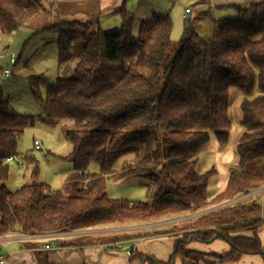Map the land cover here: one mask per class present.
I'll list each match as a JSON object with an SVG mask.
<instances>
[{"label":"trees","instance_id":"1","mask_svg":"<svg viewBox=\"0 0 264 264\" xmlns=\"http://www.w3.org/2000/svg\"><path fill=\"white\" fill-rule=\"evenodd\" d=\"M239 11L237 18L214 21L216 30L209 37L197 32L201 17L189 19L177 43L169 15L141 20L134 38L136 18L126 7L118 11L123 25L117 32L101 31L97 21H62L49 27L59 35V76L55 82L31 76L30 89L45 118L74 123L67 132L74 169L61 189L53 190L41 180L39 161L17 151L19 138L36 119L16 113L0 93V237L145 223L151 226L144 234L121 230L75 237L74 243L173 234L180 236L175 256L183 264H200L206 258L187 248L192 241H225L231 250L217 258L219 263L243 254L264 256L258 234L264 218H254L264 216V193L201 214L209 204L236 200L264 187V16ZM42 12L38 0H0V33L13 34ZM202 16L207 19L210 13ZM3 75L0 67V86ZM256 86L260 94L241 103L246 131L237 152L241 167L257 159L263 164L253 173L233 171L226 189L208 200L215 171L200 174L193 157L209 142L211 131L221 144L227 143L230 89L248 97ZM126 155L134 160L116 173L115 163ZM10 158L20 159L30 172L16 191L8 187ZM92 166H98V173H90ZM130 176L149 180L150 201L108 196L110 180ZM184 213L191 218L152 225ZM138 255L134 251L130 257Z\"/></svg>","mask_w":264,"mask_h":264},{"label":"rangeland","instance_id":"2","mask_svg":"<svg viewBox=\"0 0 264 264\" xmlns=\"http://www.w3.org/2000/svg\"><path fill=\"white\" fill-rule=\"evenodd\" d=\"M43 9L54 16L53 8L55 3L52 0H38ZM203 3V1H202ZM202 12L193 13L191 19L202 18L197 22V32L201 37H209L215 33L216 25L213 16L205 19ZM174 14L171 16L173 18ZM175 17V16H174ZM176 19V18H175ZM176 21V22H174ZM70 22V21H69ZM173 31L171 34L173 42L177 43L184 31L185 20L181 19L180 25L173 20ZM72 23V22H70ZM133 33V32H132ZM138 37L139 30L132 34ZM59 35L52 30H38L30 26L21 27L13 34L0 33V67L3 69V79L0 86V93L10 101L14 111L23 116H32L36 119L33 126H28L18 140V154L24 156L33 154L39 161L40 178L54 189H61L66 183L70 173L74 169V163L68 158L72 151V145L67 139V132L74 127L69 120L52 121L43 116V110L35 100L30 89L31 76H44L47 81L55 82L59 76ZM15 54L16 64H9V55ZM7 56V58H6ZM8 74V77L5 74ZM45 95V89L41 90ZM260 94L256 86L253 95L245 96L238 89H230L229 118L231 130L227 143L221 144L215 132H210V139L196 154L193 159L197 160V171L204 174L211 170L215 173L211 177L207 195L214 197L223 192L228 184L233 171L243 170L255 172L262 164V159L249 162L241 167L237 147L240 137L246 131L243 124L241 103L245 98L252 99ZM35 141H38L41 149L35 150ZM131 155L121 157L114 165V171L120 173L125 166L132 162ZM90 173H98V166H92ZM28 166L16 158L10 162V178L8 187L11 191L19 189L29 175ZM149 180L137 176L127 178H113L107 184L108 196L113 199H123L134 203L148 202L151 199ZM258 197L256 199L260 200ZM262 200V198H261ZM229 201V200H227ZM208 208V207H207ZM205 208L201 212L206 211ZM175 218V219H174ZM191 218L189 213L178 215V217L163 218L152 225H169L176 221H183ZM151 226L145 223L133 224L130 228L112 225L105 226L103 233L121 230H133L140 227ZM104 228V227H103ZM147 231V230H146ZM142 231L140 234H144Z\"/></svg>","mask_w":264,"mask_h":264},{"label":"crops","instance_id":"3","mask_svg":"<svg viewBox=\"0 0 264 264\" xmlns=\"http://www.w3.org/2000/svg\"><path fill=\"white\" fill-rule=\"evenodd\" d=\"M54 3V16L44 10L26 25L38 28V30H49V27L62 21L82 24L97 21L101 31L113 33L122 29L123 21L118 14L122 7H126L127 11L136 18L132 26L133 33L140 29L141 20L150 19L154 15H169L171 18L174 14L175 17L173 16L172 19L177 20L180 25L186 9L191 10L189 19L196 11L209 12L214 21L234 19L240 16L239 10L241 9H247L250 17L264 16V5H261L264 0H205L203 3L202 0H59ZM9 64L14 66L16 63L12 65L9 57ZM214 197L207 195L208 200ZM226 201L208 206L213 209L218 208ZM254 218H264V216L261 214ZM163 226L156 224L153 227ZM147 229L150 227L145 226L133 230L142 232ZM50 234L58 233L38 234L32 239L25 240L22 239L24 236L20 233H16L15 239H1L0 237V259L4 261V264H183L182 259L175 256V246L180 236L173 234L118 242H97L89 245H76L73 239L75 237L70 236L50 240L46 237ZM104 234L109 233H95V235ZM258 234L264 248V225L259 229ZM42 235L45 237L40 239ZM46 244L52 246L51 250L45 249ZM133 245L136 246L139 255L131 259L126 254V250ZM187 248L206 256L200 264H264V256L249 254H243L234 261L219 263L217 258L229 254L231 250L230 246L220 239L209 243L192 241Z\"/></svg>","mask_w":264,"mask_h":264},{"label":"built area","instance_id":"4","mask_svg":"<svg viewBox=\"0 0 264 264\" xmlns=\"http://www.w3.org/2000/svg\"><path fill=\"white\" fill-rule=\"evenodd\" d=\"M190 14H191V10L190 9H186L184 14H183V19L185 20V22H187L189 20ZM9 57H10L11 64L14 65L16 63L15 54H10ZM3 58H4V56L0 55V60L3 59ZM5 76L8 77V74H5ZM35 149L36 150H40V144H39L38 141H35ZM12 160H13V158L8 159V161H12ZM261 193H264V187L254 191V192H252V193H250L248 195L240 197V198H238L236 200L226 201L223 204H221L218 208H214L213 209L211 207H208L206 209V211L202 212L201 214H206V213H209V212H212V211H215V210H218V209L233 205V204H235L237 202H240L242 200H245L247 198H250L252 196H255V195L261 194ZM105 229H107L105 226H100V227H93V228H88V229H85V230H80V231H75V232H63V233L59 232L58 234H50V235H47L46 237L50 238V240H55L57 237H61V236L79 237V236H85V235H95V233H103V230H105ZM114 232H116V231H114ZM109 233H111V232H109ZM16 237H17L16 234H7V235L1 237V239H10V238L11 239H15ZM32 237L33 236H27V237H24L22 239H24V240L25 239H32ZM43 237H45V235L40 236V239L43 238ZM51 248H52V246L50 244H46V246H45L46 250H51ZM134 251H136V246L135 245H133L131 248L127 249L126 250V254L128 256H131V254ZM0 264H4V261L2 259H0Z\"/></svg>","mask_w":264,"mask_h":264}]
</instances>
